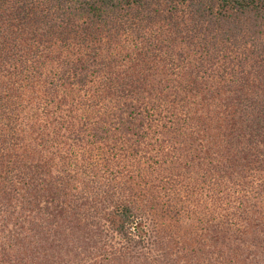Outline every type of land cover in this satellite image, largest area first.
<instances>
[{"label":"trees","instance_id":"1","mask_svg":"<svg viewBox=\"0 0 264 264\" xmlns=\"http://www.w3.org/2000/svg\"><path fill=\"white\" fill-rule=\"evenodd\" d=\"M0 264H264V0H0Z\"/></svg>","mask_w":264,"mask_h":264}]
</instances>
